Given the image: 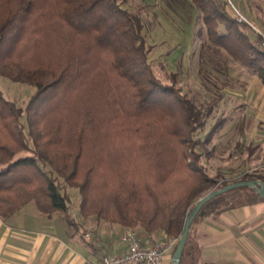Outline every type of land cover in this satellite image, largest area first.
Instances as JSON below:
<instances>
[{"label":"trees","instance_id":"16d2710c","mask_svg":"<svg viewBox=\"0 0 264 264\" xmlns=\"http://www.w3.org/2000/svg\"><path fill=\"white\" fill-rule=\"evenodd\" d=\"M190 2L209 44L264 84L261 37L240 29L225 0ZM141 25L119 0H0V77L35 88L24 107L0 88L1 218L33 202L46 216L61 213L68 226L91 218L166 241L179 239L193 205L210 191L264 183V165L208 172L204 162L216 150L222 119L198 134L218 101L203 111L161 81ZM234 148L238 161L256 149ZM70 189L79 194L77 221L69 216ZM260 200L240 186L201 205L179 264H197L199 220Z\"/></svg>","mask_w":264,"mask_h":264},{"label":"rangeland","instance_id":"374dc122","mask_svg":"<svg viewBox=\"0 0 264 264\" xmlns=\"http://www.w3.org/2000/svg\"><path fill=\"white\" fill-rule=\"evenodd\" d=\"M119 1L123 2L124 8L138 13L141 18L154 74L164 83H174L180 93L189 97L203 111L213 99H217L218 102L213 106L205 126L198 135L203 137L217 120L222 119L223 125L212 140L213 143L218 140L220 143L226 139L233 140L230 142L231 161L232 165H236L235 161H238L240 156L235 157L237 152L234 150V140L246 137L240 135V130L249 132L248 128L254 122L256 112L264 107V84L249 69L232 61L224 49L209 44L204 36V29L199 32L200 12L190 0ZM225 1L232 14L239 12L249 22L254 23L257 29H264L257 21L264 19V0ZM243 30L251 33L250 37L253 35V32L249 31L250 27L249 30L248 27ZM0 88L3 97L22 107L25 106L29 95L35 91L33 86L14 82L7 77H0ZM252 93L259 94L256 106L253 104L256 97ZM260 121L264 122V118H259ZM259 125L253 129L252 136L264 138V123ZM225 152L227 151H224L223 155L227 157ZM206 160L205 166L208 172H212L215 164L209 155ZM69 192V216L77 221L79 194L75 189H70Z\"/></svg>","mask_w":264,"mask_h":264},{"label":"crops","instance_id":"0c3cea01","mask_svg":"<svg viewBox=\"0 0 264 264\" xmlns=\"http://www.w3.org/2000/svg\"><path fill=\"white\" fill-rule=\"evenodd\" d=\"M252 94L256 97L253 103L256 106L259 94ZM254 118L249 132L242 133L246 137L235 139L233 144L236 146L240 142L244 146H254L253 154L232 165L229 152L233 140L226 139L223 143L218 140L212 144L216 145L211 155L215 164L213 172L233 169L235 175L264 165V138L252 136L253 129L264 123L259 122V118H264V107L259 108ZM221 147H227V157L221 153ZM65 223L59 213L46 216L33 202L8 218L0 217V264H100L102 256L127 250V244L122 240L126 229L117 224L91 218L83 222L82 227H69ZM133 230L142 245L162 238ZM193 239L199 249L197 264H264V200L232 206L220 214L202 218L194 226ZM172 250L173 247L164 253L160 264H172Z\"/></svg>","mask_w":264,"mask_h":264},{"label":"built area","instance_id":"2783aa9c","mask_svg":"<svg viewBox=\"0 0 264 264\" xmlns=\"http://www.w3.org/2000/svg\"><path fill=\"white\" fill-rule=\"evenodd\" d=\"M237 22L240 23V29L244 31V27H250L251 32L261 37L260 47L264 49V31L257 29L254 23L249 22L240 13L235 14ZM247 30V31H248ZM135 232L127 229L122 234V240L127 244V250L124 253L114 255H104L99 261L100 264H160L161 258L164 253L170 248L177 245V238H171L169 240H150L148 245H142Z\"/></svg>","mask_w":264,"mask_h":264},{"label":"water","instance_id":"95a60500","mask_svg":"<svg viewBox=\"0 0 264 264\" xmlns=\"http://www.w3.org/2000/svg\"><path fill=\"white\" fill-rule=\"evenodd\" d=\"M240 186L252 187L256 192L260 194L262 198H264V183H261L260 181H258V179L255 181L253 180L245 181L244 180V181L232 183L225 187L220 188L219 190L217 189V190L210 191L205 196L200 198L198 202L195 205H193V208L188 213L187 218H185L186 220L184 223L183 231H181V236L179 237L177 245H175L176 248L172 254V258H171L172 264H179L180 262L179 258L181 257V253L184 247L183 244H185L186 242L192 219H194V216L197 214L199 209L202 207L201 205L205 204L208 200H210L211 198H213L214 196L218 194L224 193L229 190L232 191V189L240 187Z\"/></svg>","mask_w":264,"mask_h":264}]
</instances>
